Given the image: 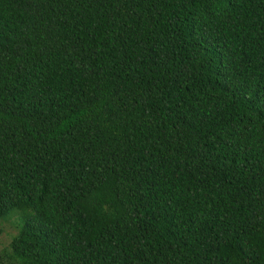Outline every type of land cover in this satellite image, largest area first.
<instances>
[{"label":"trees","instance_id":"obj_1","mask_svg":"<svg viewBox=\"0 0 264 264\" xmlns=\"http://www.w3.org/2000/svg\"><path fill=\"white\" fill-rule=\"evenodd\" d=\"M0 264H264V0H0Z\"/></svg>","mask_w":264,"mask_h":264},{"label":"rangeland","instance_id":"obj_2","mask_svg":"<svg viewBox=\"0 0 264 264\" xmlns=\"http://www.w3.org/2000/svg\"><path fill=\"white\" fill-rule=\"evenodd\" d=\"M15 216L7 220L0 219V252L3 248L7 247L16 234L20 224L19 212H13Z\"/></svg>","mask_w":264,"mask_h":264}]
</instances>
